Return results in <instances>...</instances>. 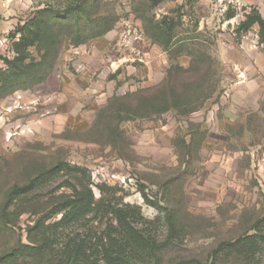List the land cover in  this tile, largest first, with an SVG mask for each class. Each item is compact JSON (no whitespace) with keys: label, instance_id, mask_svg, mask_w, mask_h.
Masks as SVG:
<instances>
[{"label":"rangeland","instance_id":"1","mask_svg":"<svg viewBox=\"0 0 264 264\" xmlns=\"http://www.w3.org/2000/svg\"><path fill=\"white\" fill-rule=\"evenodd\" d=\"M253 11L264 18V0H0V264L62 263L77 245L108 264L103 211L57 227L46 253L1 257L38 220L50 234L72 190H120L160 240L169 227L142 190L173 212L156 261L137 251L131 264H262L213 255L264 212V39L257 24L238 30ZM60 163L82 170L18 197L7 226L8 190Z\"/></svg>","mask_w":264,"mask_h":264},{"label":"trees","instance_id":"2","mask_svg":"<svg viewBox=\"0 0 264 264\" xmlns=\"http://www.w3.org/2000/svg\"><path fill=\"white\" fill-rule=\"evenodd\" d=\"M84 0H81L83 2ZM87 1V0H86ZM84 3L78 6L66 7L63 12H75L79 10V7H83ZM40 13H50L56 18L55 8L52 5H47L38 10ZM35 23L36 28H40L39 25L42 24V17L39 16L31 22ZM257 24L262 39H264V18L260 17L256 12H252L246 15L244 22L239 24L238 30L242 27L247 28ZM198 100L210 95L211 90L205 88L204 83L198 85ZM184 104H189V97L184 96ZM78 171L82 170L78 166H69L63 163L54 165L49 168L40 169L35 175L28 179L27 182L23 183L20 187H13L8 190L5 194V205L1 211L4 222L7 226H14V221L10 220V213H8L7 208L14 203V201L24 195H29L32 193L36 186L42 185L46 182V179L51 175L62 170ZM108 188V187H107ZM99 198H95L93 190H72L69 194L64 195L62 199H58L55 202L53 210L51 213L53 215L61 214L60 218L55 222L52 232L45 233L43 228H45L44 223L38 220L34 226L29 228L28 241L27 244L19 243L18 245L10 248L8 252H5L1 257L5 259H12L14 256L25 255L29 257H34L42 254L43 251L48 247L49 241L53 238V233L57 227L68 226L74 222L81 221L85 219L91 213H99L101 211L105 212V216L108 220H112L106 226L105 237L113 245V253L104 252L102 256L108 264H131L130 255L132 252H144L151 255L153 261H156L157 255L162 246H164L168 241L169 237H173V232L175 231V220L173 219V212L168 210L165 206H160L158 203L151 199L146 192L142 190V196L148 205H152L162 211V219L169 227L168 238L164 236L163 240L157 239L151 235L143 227H137L139 222L147 221L140 213V208L136 205H131L128 203H118L114 201L117 198L115 195L120 190H99ZM118 200V198H117ZM53 205V204H52ZM46 209H40L36 212H44ZM114 221V223H113ZM34 230V234L31 232ZM253 232H245L238 235L232 239H225L220 241L213 250V255H227L234 256L239 259L244 260H255L257 257L261 259L262 264H264V212L256 219L255 225L253 227ZM46 245V246H45ZM78 246V252L76 256H68L66 253L65 261L57 264H95L94 261L86 259L84 250H80L82 245ZM80 250V251H79ZM102 250H107L102 247ZM46 253V251H45Z\"/></svg>","mask_w":264,"mask_h":264}]
</instances>
